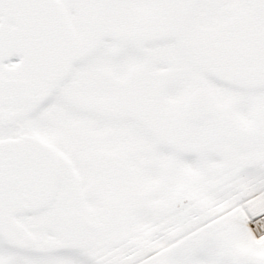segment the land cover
Instances as JSON below:
<instances>
[{
  "label": "snow or ice",
  "instance_id": "obj_1",
  "mask_svg": "<svg viewBox=\"0 0 264 264\" xmlns=\"http://www.w3.org/2000/svg\"><path fill=\"white\" fill-rule=\"evenodd\" d=\"M0 264H264V0H0Z\"/></svg>",
  "mask_w": 264,
  "mask_h": 264
}]
</instances>
